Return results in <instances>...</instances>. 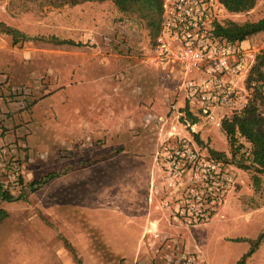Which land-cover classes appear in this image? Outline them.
Instances as JSON below:
<instances>
[{
	"label": "rangeland",
	"instance_id": "obj_1",
	"mask_svg": "<svg viewBox=\"0 0 264 264\" xmlns=\"http://www.w3.org/2000/svg\"><path fill=\"white\" fill-rule=\"evenodd\" d=\"M263 15L264 6L229 19ZM0 24L21 34L15 44L0 31V94L12 117L0 129L18 134L10 150L24 179L23 189L11 186L21 200L0 201V264H152L154 251L142 241L152 228L173 246L200 251L207 264H236L250 250L237 240L255 241L264 231V176L240 167L251 166L247 155L243 162L231 150L226 158L239 184L213 220L123 224L140 213L148 218L158 205L150 201L155 157L168 133L193 139L177 84L154 62L140 13H123L112 0L62 7L0 0ZM51 37L80 45L55 46L45 41ZM211 129L199 138L221 149ZM48 174L58 176L28 189ZM246 264H264V240Z\"/></svg>",
	"mask_w": 264,
	"mask_h": 264
},
{
	"label": "built area",
	"instance_id": "obj_2",
	"mask_svg": "<svg viewBox=\"0 0 264 264\" xmlns=\"http://www.w3.org/2000/svg\"><path fill=\"white\" fill-rule=\"evenodd\" d=\"M161 1L163 15L153 60L177 84L185 109L222 129L228 114L244 107L245 81L262 49L215 35V26L234 16L221 0ZM10 149L0 145V180L11 191V186H21L22 168ZM155 166L164 208L184 227L213 220L239 184L235 166L194 138L164 141ZM142 241L154 251L152 264H207L200 251L173 246L154 228Z\"/></svg>",
	"mask_w": 264,
	"mask_h": 264
},
{
	"label": "trees",
	"instance_id": "obj_3",
	"mask_svg": "<svg viewBox=\"0 0 264 264\" xmlns=\"http://www.w3.org/2000/svg\"><path fill=\"white\" fill-rule=\"evenodd\" d=\"M36 2L39 0H28ZM105 0H52V5L62 7L65 5L76 6L86 2H103ZM119 11L123 13L138 12L147 21L150 29L151 37L154 44L161 29L163 8L161 0H112ZM259 0H221L228 13L238 15L248 13L253 10ZM4 27L1 32L12 35L14 43H18V36L21 34L10 28ZM264 32V18L258 22L238 23L232 19H226L222 23L215 26V35L231 43H242L248 38ZM23 37V36H22ZM26 40L27 38H23ZM43 39V38H42ZM45 40V39H43ZM47 42H51L55 46L69 45L79 46L72 40H61L51 37ZM245 98L246 103L241 110L232 111L230 116L223 120L222 130L225 133L233 156L240 154V160L244 162L245 154L251 166L240 164L244 170L252 167L256 173L264 176V49L256 57V62L251 69L245 81ZM185 120L191 125L198 123L199 119L192 115L188 110H184ZM184 120V121H185ZM194 139L200 145H203L199 136L194 135ZM247 149H246V147ZM243 152V150H245ZM216 157H223L221 153L210 150ZM226 159V158H225ZM229 161L228 159H226ZM232 163V162H231ZM233 164V163H232ZM21 188L24 187V179L20 171ZM58 174H48L44 179L36 180L28 185V189L34 192L43 184L51 181ZM23 191V190H22ZM21 195H25L21 192ZM21 200V196L15 197L10 190L4 189L0 180V201L12 203ZM6 218V213L0 210V220ZM264 240V231L254 240H237L248 241L251 244L250 250L245 253L236 264H246L247 260L256 252L262 241Z\"/></svg>",
	"mask_w": 264,
	"mask_h": 264
},
{
	"label": "crops",
	"instance_id": "obj_4",
	"mask_svg": "<svg viewBox=\"0 0 264 264\" xmlns=\"http://www.w3.org/2000/svg\"><path fill=\"white\" fill-rule=\"evenodd\" d=\"M263 6H264V0H259L257 5H256V7L253 9V11H256L257 9H262ZM234 16H236V15H234ZM263 18H264V15L262 17L258 18L254 22H258V21H260ZM255 43L258 44V45H255ZM241 45H243L244 47L252 45L255 48L256 47H260L263 50L264 49V32H261V33H259L257 35H254V36L248 38L247 40L242 42ZM178 100H179L178 104H180V103L184 104V110H185V101H184V99L182 97H180V98H178ZM180 100L182 102H180ZM8 104L9 103H6L5 97H3L2 94H0V122L1 123L3 122V124H0V128H1L2 125H5V126L10 125V122L12 120L11 119L12 117L10 115H7L9 113ZM184 114H185V112L183 113V115ZM159 119H161V118H159ZM160 121H162V119ZM189 124H190V122H189ZM206 126H208V125L205 124V122L203 120L199 119L198 123H196L195 125H191V127L186 126V127L191 128L192 133L191 132L189 133V131H186V132L189 133L194 138V135H198L199 136L200 132L204 133L203 130H204V128ZM211 127H213V129H211V130L214 131V132H212L210 134V135H212V139L213 138L216 139V137H217V138H221V140L223 141V143H221V146L219 145V147H222V148L221 149L216 148L213 151L221 153V155L224 156V158L228 157L231 148L229 146L228 139H227L225 133L223 132L222 129H218V128L214 127V126H211ZM174 129L177 130V127L175 126ZM19 131L20 130H18L17 133H19ZM1 133H2V131L0 129V145H5L6 144V145H9L12 148L14 145H10V142H12L13 139H14V136L18 135V134L13 133L12 130L7 132V136L2 135ZM203 133L201 135V137H202L201 138V142H203L204 140L207 141V139L204 137ZM168 135H169L168 139L169 138H176V137H180V136L181 137H186L181 132H179V135H177L173 131L169 132ZM228 150H229V152H227ZM226 159H228V158H226ZM158 186H159V183H157V187H156L155 192L152 191L151 196H150L151 204L156 202V203H158V205H157V207H153L154 208L153 210H152V206H151V208L149 209L150 213H149L148 218H147V216L145 217V215H143V213H140L139 217L134 218L132 220V222L130 220H128V223H127V220L124 219L123 224H176L174 219L171 218L169 210L164 208L163 201H162V198H161V194H159V192H158Z\"/></svg>",
	"mask_w": 264,
	"mask_h": 264
}]
</instances>
